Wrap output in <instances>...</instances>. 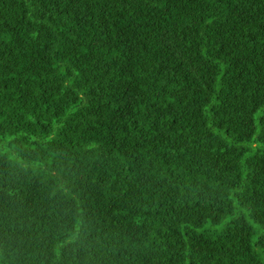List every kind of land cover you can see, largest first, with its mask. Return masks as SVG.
<instances>
[{"label":"trees","instance_id":"trees-1","mask_svg":"<svg viewBox=\"0 0 264 264\" xmlns=\"http://www.w3.org/2000/svg\"><path fill=\"white\" fill-rule=\"evenodd\" d=\"M0 264H264V0H0Z\"/></svg>","mask_w":264,"mask_h":264}]
</instances>
